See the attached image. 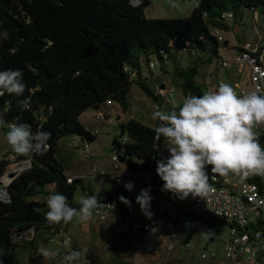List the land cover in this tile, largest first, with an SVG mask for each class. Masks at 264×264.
Wrapping results in <instances>:
<instances>
[{
  "label": "trees",
  "instance_id": "trees-1",
  "mask_svg": "<svg viewBox=\"0 0 264 264\" xmlns=\"http://www.w3.org/2000/svg\"><path fill=\"white\" fill-rule=\"evenodd\" d=\"M149 6V0H142L138 7L131 6L129 0H0V30L9 32V39H0V71L22 70L26 85L23 96H0V115L6 123L28 124L33 132L42 129L51 133L44 154L19 157L29 160L30 167L5 186L9 199H0V262L5 255L7 262H12L20 250L35 251L39 242L59 235L61 223L49 225L45 220L49 195L63 194L75 208L80 207L74 203L78 188L93 195L82 178L68 183L71 177L57 162L60 139L77 136L83 146L94 142L95 137L81 123L84 113L98 112L106 121L110 102L125 112L133 85L140 86L155 104L163 100L157 92L144 88L143 69L149 77L157 78L168 76L167 68L172 66L181 79V101L187 95H202L217 82L214 78V85H206L208 75L201 71L212 59L220 60L216 32L224 38L225 33L239 30L248 11L251 23L264 34V0H200L188 17L167 20L147 19L144 12ZM235 40L236 44L247 42L243 34ZM223 43L229 45L225 38ZM180 53L192 60L186 69L175 63ZM26 63L37 72L29 71ZM151 63L159 71L155 77L149 71ZM27 97L30 106L19 107L18 101ZM118 127L113 151L124 159L128 171H155L156 164L148 167L140 163L168 157L163 154L168 145L163 137L154 139V128L133 119L119 122ZM259 139L264 146V138ZM9 163L0 161V178ZM246 181L259 185L261 176ZM190 219L200 220L208 228L219 222L193 214ZM30 232L31 239L20 238L21 245L15 243L17 235L29 236ZM120 249L119 240L111 245V260L126 264Z\"/></svg>",
  "mask_w": 264,
  "mask_h": 264
},
{
  "label": "clouds",
  "instance_id": "clouds-1",
  "mask_svg": "<svg viewBox=\"0 0 264 264\" xmlns=\"http://www.w3.org/2000/svg\"><path fill=\"white\" fill-rule=\"evenodd\" d=\"M129 3L138 7L142 0H129ZM0 39H9L7 29L0 30ZM26 66L29 71L37 72L30 63ZM25 90L22 70L0 71V96L7 93L20 97ZM30 103L31 98L27 97L19 100L18 106L28 108ZM151 119L159 121L154 128V139L160 141L163 137L168 145L169 156L156 161V173L163 181L162 191L180 199L190 194L203 197L211 187L207 166H211V179L229 174L242 178L264 176V146L256 131L258 126L264 125V95L257 92L238 95L231 84L221 82L215 90L182 97L178 110L155 111ZM0 129L5 130L6 141L12 150L24 156L43 155L51 136L42 129L33 132L28 124L6 123L3 115H0ZM124 187L132 191L134 185L128 182ZM150 190L142 189L136 197V203L146 215H150ZM120 200L129 203L123 196ZM46 204L45 220L49 225L68 224L74 218L81 223L88 222L94 219L101 206L111 209L109 215L114 208V205L100 203L96 195L81 197L79 208L70 206L68 198L60 193L49 195ZM71 243L70 238L64 240L66 251L63 255L61 249L46 246H39L37 255L44 261L57 260V264H85V255L72 248Z\"/></svg>",
  "mask_w": 264,
  "mask_h": 264
},
{
  "label": "rangeland",
  "instance_id": "rangeland-1",
  "mask_svg": "<svg viewBox=\"0 0 264 264\" xmlns=\"http://www.w3.org/2000/svg\"><path fill=\"white\" fill-rule=\"evenodd\" d=\"M200 0H149L150 6L145 10V17L147 19H178V18H185L188 17L195 5ZM252 13L246 11L242 21V27L238 30L236 29L233 32L225 33L224 38L228 42L229 46H235L236 40L235 37L244 35L245 40L251 43H255L254 36L258 37V40L264 41V34L260 32L254 24L251 23ZM249 25V26H248ZM248 26V27H247ZM240 34V35H239ZM228 58H231L234 53L231 51L226 52ZM176 64L179 63V66L182 69H186L192 63V60L184 53L178 54L175 60ZM174 66V65H173ZM173 67L169 66L167 71L169 75L160 74L159 77L153 78L149 77L147 71L145 69L142 70L146 81L143 82V86L145 89L149 90L150 92H157L161 85L166 86V91H172L173 94L168 99L160 100L157 104H155L144 90L140 88L138 85H133L130 90V94L127 98V107L125 108V112L123 114L122 110L120 109L118 114L113 113V108H111L112 115L108 116L107 122H97L93 130H97L98 134L95 136L94 142L89 143V151H83V145L81 140L77 136H68L60 139L57 143V162L61 165L63 171L68 174H80L83 179V182L87 188L93 190L94 194L98 197V199H102L106 193L113 188V184L105 182L103 183L95 182L93 180H88L86 177L91 173L93 169L96 170H103L106 173H109L110 167L113 162L110 160L111 155L116 153L113 151V141L119 135V120L128 121L130 119L136 120L140 123H143L146 126L155 128L156 124H159V121H153L151 119L152 114L155 111L163 110L169 112L175 108L178 110V106L181 104V100H178L180 97L179 93V85L181 83V79L176 76L173 71ZM201 71L208 75L206 85L209 84L214 85V78L221 77L225 83L231 84L233 88L236 90L237 94L241 93L240 89H243L248 84V71L245 70L242 73H238L237 68L235 65H231L229 69H220V60L212 59L210 64H207L201 68ZM216 75V76H215ZM237 84V87H236ZM213 90V89H212ZM117 114V115H116ZM89 118L88 116L83 117V122ZM120 118V119H119ZM94 121V120H93ZM92 134L93 131L89 130ZM119 142L121 138L118 139ZM0 161L1 160H9V168L12 172L14 170L21 168L20 171H26L30 164L28 163L29 160L22 159L20 160L19 157H25L24 155H19L15 153L11 146L7 143L5 138V132L0 131ZM168 147V146H167ZM165 156H169V152L167 148L163 152ZM156 164L154 160L147 161L144 163H140V166L146 165L148 167H152ZM121 166V164H120ZM128 174H135L130 181H125V183L131 182L134 185V194H130L129 196L132 197V200L128 203V206L132 208L133 214L132 217L137 219L141 215V207L138 203H136V197L140 194L142 189L145 188V179L149 178L153 181L157 182L155 176H158L155 171L150 169H144L140 173H134L132 171H128ZM230 180L234 185H240L243 180L248 177H252L254 175H250L248 177H240L230 174ZM161 182L162 180L159 179ZM158 181V182H159ZM157 182V183H158ZM124 183V185H125ZM140 186H137V185ZM159 185V183H158ZM163 185V181H162ZM160 187V186H159ZM162 189V187H161ZM229 190H231L229 188ZM150 195L152 197L151 204L154 203V209L156 211L165 208L167 204L170 205L169 211L172 212L174 209H178L177 215L178 220H175L177 226H181L183 221H190V214L188 213L189 209L192 206V202L190 201L191 196L189 195L185 199H181L180 203L177 205H173L170 203L166 196L161 191H156ZM87 194H84L80 188H78L75 196H74V203L79 204L81 197H86ZM1 199V198H0ZM80 205V204H79ZM176 207V208H175ZM74 220H77L74 218ZM89 222V221H88ZM88 222H84L76 228L71 229L69 233V237L71 239V247L74 249L80 250L86 257L85 264H115V262L111 260L110 256V248L112 245V240L102 242L93 241V240H76L71 232L73 233L75 230L82 228L88 225ZM196 230L188 236L184 237L182 232H179L180 238H184L188 241L189 246H184L183 242H179L176 247L178 248V252L180 254V259H183L185 264H226L224 261V251L223 245L229 239V228L218 222L215 227H207L204 222L200 220H196ZM31 232L29 236H25L26 240L31 239ZM20 238H15V243L19 242ZM213 239L214 242L211 243L210 240ZM44 240L43 242H39L36 246L35 251H26L20 250L18 256H12V262H7V256L3 258L2 264H57V260L48 259L44 261L42 256L37 255V248L39 246H46L50 249H61V255L65 253V249L63 248V238L57 237L51 239L50 241ZM162 242L160 239L158 240ZM164 251L166 250V244L161 247ZM125 250H121L120 258L127 261L128 264H140V263H131L129 262L130 259V250L129 252ZM160 249H152L151 252L156 253ZM173 250V251H174ZM18 252V250H17ZM168 252V251H167ZM171 253V252H170ZM214 253L216 257L214 259L207 258L201 259L202 254L210 255ZM171 257H163L161 258L162 264L166 263L167 260H171Z\"/></svg>",
  "mask_w": 264,
  "mask_h": 264
},
{
  "label": "built area",
  "instance_id": "built-area-1",
  "mask_svg": "<svg viewBox=\"0 0 264 264\" xmlns=\"http://www.w3.org/2000/svg\"><path fill=\"white\" fill-rule=\"evenodd\" d=\"M216 37L220 43L218 51L220 69L227 70L233 64L239 74L245 70L248 71V84L245 88L240 89L241 93L238 95L251 92L264 95V48H262L264 41L260 39L255 43L247 41L235 46H225L223 35L220 32H216ZM227 51H231L234 55L228 58ZM149 71L154 77L159 74L157 66L152 63L149 66ZM221 82L225 83L219 77L213 90L218 88ZM157 94L164 97V99H168L173 92H167L166 88L163 87V89L157 91ZM94 121L102 122L105 120L102 114H97ZM256 131L260 133L259 137L264 138V125L258 126ZM97 134L98 131L94 130L91 136L95 137ZM122 142H126V139H123ZM83 151H89V146H83ZM110 160L114 164V169L120 167L117 155H111ZM206 172L210 178V190L203 197H192V206L188 213L207 219L216 218L217 221L229 228V239L223 245L226 264H264V176H261L259 185L243 181L234 192L223 184L219 176L216 175L214 179H211L213 174L208 168H206ZM133 176L136 175L128 174L124 177L131 179ZM106 178L108 177L105 171L96 169H93L86 177V179L97 183ZM67 182L71 183L72 178H68ZM145 188H150V193L160 189L158 183L149 178L145 179ZM98 201L102 204L114 205L111 215L108 214L111 209L104 206H101L95 214V218L99 222H105L114 217V222L119 228L116 237L112 239L113 245H116L118 240L127 234H144L160 239L162 243L166 244V250L172 252L179 242H183L186 247L189 246L187 240L180 238L179 232H182L184 237L188 236L189 238L196 230V222L192 220L183 221L181 226H177L174 214L172 220L162 219L151 203L148 209L150 215H146L141 210L140 218L134 219L130 206L126 207L124 215L115 216L116 203L114 201ZM81 224L77 220H73L68 224L61 222L57 237H62L64 242V240L70 238L71 229ZM51 233H53L52 230ZM215 257L214 253L201 255V259H214Z\"/></svg>",
  "mask_w": 264,
  "mask_h": 264
},
{
  "label": "crops",
  "instance_id": "crops-1",
  "mask_svg": "<svg viewBox=\"0 0 264 264\" xmlns=\"http://www.w3.org/2000/svg\"><path fill=\"white\" fill-rule=\"evenodd\" d=\"M163 87L166 88L165 85H161L159 89H163ZM178 100H181L180 97ZM106 108H107V111H106L107 116L112 115L111 108H113V113H117V114L120 110V107L116 103H112V102L107 103ZM97 114H98V112H94V111H89L87 113H84L80 118L81 123L88 130L94 131L93 127H95L97 123L93 120ZM123 114H124V112H123ZM85 116H88L89 118H87L86 121L83 122L82 119ZM123 121L124 120H119V122H123ZM106 122H107V120H106ZM207 168L211 172V166H207ZM68 175L71 178H80L81 177L80 174H68ZM127 175H128V170L125 168V166L123 164H121V166L118 169H114V164H112L110 167L109 173H107L108 178L105 179V182L113 184V188H111L110 191L108 193H106L102 199H98V200L104 201V200H107L108 197H114L113 200H109V201H114L116 203V208L114 210L115 216L124 215L126 212V207L128 206V203L126 204V203L122 202L120 200V197L123 196L124 198H126V200L128 202H130L132 200V197L129 195L134 194L133 190L128 191L124 187L125 181L127 182V181L131 180V179H126V177H124ZM217 176H219V175H217ZM219 177H220L221 181L223 182V184H225L228 188H230L231 190L236 192V188L239 185L232 184V181L230 180V177H231L230 174L228 176H225V177H221V176H219ZM249 178H251V177H248L243 181H246ZM155 179L158 182L160 178H159V176H155ZM101 182L103 183V181H101ZM158 183H159L160 189L157 191H161L162 181L161 182L159 181ZM137 186H140V185L138 184ZM133 189H134V187H133ZM90 190L92 191L93 195H95L93 190L92 189H90ZM162 192L166 196L167 200L170 203H172L174 206L177 205V203H180L181 199L178 198L177 196H174L170 192H165V191H162ZM152 193H154V192H152ZM152 193H150V195L153 196ZM190 196H191L190 201H192L193 196L191 194H190ZM152 206L154 207V203H152ZM169 209H170V205L167 204L165 206V208L158 210L160 217L164 220H172L173 219L172 216L174 214L175 220H178L179 219L178 215L175 214V212L177 213L178 209H174L172 212H170ZM139 218H137V219H139ZM118 228L119 227L116 225V223L112 222V219H108L105 222H99L94 217L93 220L88 222L87 226L79 228L78 230H75L73 233L71 232V234L78 241L85 240V239L86 240L87 239L93 240V241L102 240V242L105 243V241H108V239L112 240L116 237ZM158 240L159 239H155L152 236H147L144 234H137V235L127 234V235H125L119 239V242L121 245L120 253H121V250L123 251L126 248H128L126 251H128V252H129V250L131 251L129 254L130 255L129 262H131V263L162 264L161 258H163V257L167 258V257L172 256L170 261L167 260L166 263H163V264H185L183 259L179 258L180 254L178 252L177 247L171 253L164 251L161 248L164 246V243H162ZM213 242H214V240H213ZM152 249H157V250L160 249V250L157 251L156 253H153V252H151ZM123 261L126 264H128L127 261H125V260H123Z\"/></svg>",
  "mask_w": 264,
  "mask_h": 264
},
{
  "label": "water",
  "instance_id": "water-1",
  "mask_svg": "<svg viewBox=\"0 0 264 264\" xmlns=\"http://www.w3.org/2000/svg\"><path fill=\"white\" fill-rule=\"evenodd\" d=\"M119 162H120V164H122V163H124V159H119ZM29 164H31L30 163V161H29ZM30 167V166H29ZM25 171V170H24ZM24 171H20V172H11L10 171V169L9 168H6V170H5V172H4V174H3V176H5V175H7L8 176V178H10V183L13 181V180H15L22 172H24ZM2 178V177H1ZM0 178V179H1ZM8 187V186H7ZM7 187H3L2 186V184H1V182H0V189H4V196H2V197H0L1 199H9V193L7 192ZM214 222H216L217 221V219L216 218H213L212 219ZM16 238H25V236H19V235H17L16 236ZM210 242L212 243L213 242V239H211L210 240Z\"/></svg>",
  "mask_w": 264,
  "mask_h": 264
},
{
  "label": "bare ground",
  "instance_id": "bare-ground-1",
  "mask_svg": "<svg viewBox=\"0 0 264 264\" xmlns=\"http://www.w3.org/2000/svg\"><path fill=\"white\" fill-rule=\"evenodd\" d=\"M20 169H21V168H18V169H16V170H14L15 173H16V172H19ZM10 171L12 172V170H10ZM10 181H11V180H10V178H8L7 175L3 176V177L0 179V182H1V184H2L3 187L9 185V184H10ZM2 196H4V189H0V197H2Z\"/></svg>",
  "mask_w": 264,
  "mask_h": 264
}]
</instances>
